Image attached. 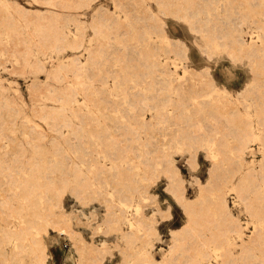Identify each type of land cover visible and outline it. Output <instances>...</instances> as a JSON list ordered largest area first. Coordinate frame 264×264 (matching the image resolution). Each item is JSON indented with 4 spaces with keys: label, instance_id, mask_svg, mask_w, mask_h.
<instances>
[{
    "label": "rangeland",
    "instance_id": "rangeland-1",
    "mask_svg": "<svg viewBox=\"0 0 264 264\" xmlns=\"http://www.w3.org/2000/svg\"><path fill=\"white\" fill-rule=\"evenodd\" d=\"M190 1L171 6L178 8L175 16L169 9L159 11L156 0H122L121 4L113 0H0V61L9 56L7 46L13 45V55L2 61L7 70L0 66V78L23 112L48 136L56 137L37 139L34 133H21L18 124L4 123L7 109L0 104V130L18 138L11 145L8 138L0 139V198L8 201L0 206V226L23 227L12 240L0 228V264H38L30 249L33 232L38 230L43 237L49 233L45 237L46 264H152L149 254L155 260L168 256L167 264L264 261L253 242L243 263L239 245L232 258L221 248L214 253L219 243L212 238L213 232L233 234L212 200L219 188L226 189L225 183L230 185L250 168L253 174L242 179L244 197L261 206L264 213V181L259 173L264 149L257 138L264 132V113L260 111L264 103V43L260 36L264 33V0ZM100 7L105 11L97 14ZM149 13L163 19L164 36L150 28ZM37 24L70 29L69 37L76 36L77 48L58 44L53 38L41 41ZM144 35L150 36L154 45L161 38L167 45L169 38L186 45L185 58L173 52L167 55L162 49L157 54L159 61L168 62L171 82L163 79L151 60L139 57ZM22 37L30 50L28 62L38 58L44 65L34 74L28 65L21 68ZM239 37L247 43H262L258 54H245ZM73 54L81 61L76 72L67 67L60 82L48 76L46 69ZM135 56L139 60H127ZM32 81L67 85L68 99L62 103L71 107V99L76 98L79 107L58 111L54 117L33 113V104L57 106L58 100L46 86L36 88L31 97L28 86ZM206 100L213 101L211 108L205 106ZM156 106L164 114H157ZM231 117H235L234 124L229 123ZM242 120L248 122L256 138L248 143L239 165L230 130ZM219 142L226 146L215 149L213 158L205 147ZM36 148L44 153L34 154ZM12 149L22 150V154ZM30 163L38 167L39 182L66 180L62 195L65 213L59 221L67 223H58L65 229L63 234L52 224L40 228L43 220L39 213L49 194L44 188L36 189V205L20 206V182ZM169 163L178 168L186 199L199 197V183L208 182L212 170L219 177V185L206 189L200 201V211L210 214L211 222L192 223L193 234L177 240L179 246L173 253L175 240L170 230L184 225L188 215L170 190L164 172ZM229 194L235 197V205ZM226 196L243 225L244 238L256 235L259 227L264 229V219L250 216L236 192L228 190ZM152 214L156 233L145 231L138 221L140 215ZM116 226L136 235L128 239ZM207 251L212 257H203Z\"/></svg>",
    "mask_w": 264,
    "mask_h": 264
},
{
    "label": "bare ground",
    "instance_id": "bare-ground-1",
    "mask_svg": "<svg viewBox=\"0 0 264 264\" xmlns=\"http://www.w3.org/2000/svg\"><path fill=\"white\" fill-rule=\"evenodd\" d=\"M70 1L71 3L73 2V0H70ZM113 1L114 2L116 1L115 2L116 4H121L122 2V0L121 1L113 0ZM156 2L159 5V11L164 12V10L169 9V13L173 12V14L176 16L178 12V8L172 9L171 6H175L176 4H178L179 6L187 5L191 1L190 0H156ZM102 11L104 12L105 9L103 7H100L97 11V14H99ZM147 11L149 12V10ZM95 16L96 14L94 15V17ZM149 18L152 20L150 24V28L156 30L161 36H164L166 34V31L163 27V23H164L163 19L153 13H149ZM186 18H188L187 20L190 23V25L193 26L194 23L190 19V17L186 16ZM73 19L77 23L78 21L77 18L73 17ZM239 25H240V22L237 23V27H239ZM38 28L40 32L41 41H46L50 38H53L54 41L57 42L58 44L63 43L72 48H77V45L74 44L76 36H74L73 39H70L69 37V35L72 33L70 29L68 28L65 29L63 27H57L56 29L52 25H48V24L38 25ZM30 35L31 34L28 32L27 36L29 38H30ZM260 36L262 38V43H264V33H262ZM142 41L144 42L143 44L144 50L141 51V54H140L141 56L139 55V57L145 58L146 60L148 59L151 60L152 64L155 65L157 68H159L160 74L162 75V77H164L163 79L167 80L168 82H171L173 80L172 77L170 76L171 68L170 66H168L167 61H159L157 54L159 50L162 49L167 55H170V53L173 52L177 56L185 58L186 49H187L186 45H184V43L180 39H177V38H169L170 43L168 45L165 42H163L161 38L160 42L154 45L152 42H150L151 38L148 35L147 36L144 35ZM239 41H240L239 42L240 49L250 57L256 56L259 52L258 50L260 46L262 45V43L257 42V41L247 43L241 37H239ZM21 42L23 44V49H21L19 52L21 56L20 57L21 58V68L23 69L26 65H28L29 66L28 71L31 74H34L39 69L41 70L44 69V65L41 59L34 58V59H31L30 62H28V56L30 53V50L28 48L29 47L28 43L23 37L21 38ZM7 47H8L7 50H8L9 56H6L4 61L2 60L3 62L7 61L9 57L13 55V49H12L13 45L7 46ZM57 50L59 51L60 47L59 48L57 47ZM91 54H92L91 49H89V58L91 57ZM50 57L52 58L51 55ZM66 58L60 60L52 68L46 69V72L50 78H55L56 80L60 82V80L62 79L64 69L68 67L74 70V72H76L79 69V65L81 61L78 58V54H73V56H70L67 59ZM127 60H139V59L137 56H135L132 58H127ZM2 61H0V66H2L3 69H6ZM132 73L136 74L137 71L133 70ZM40 86H46L48 88L49 92H51V95L58 100L57 101L58 105L50 106V105H45V104H41V105L33 104L31 106V111L33 113H40L41 116L54 117L56 112L58 111L64 112V110L68 108L76 109L77 107H79V100L76 98L71 99L72 101L71 107H66L62 103V100L68 99V93L65 90L67 85L62 86V85L54 84V83H46L45 85H42V84H37V82L32 81L28 86L29 95L32 97L34 92L36 91V88ZM248 87H250V83ZM248 87L245 89V91L249 90ZM14 91L17 92V88H15ZM7 92H11V91L8 88V86L4 84L2 79L0 78V104L5 106L7 109L6 110L7 119L6 118L4 119V123H8L11 125L18 124L21 128V133L23 134L34 133L36 134L37 139H43L46 136H48L46 131L44 129H41L42 127L40 126L38 122L31 120L29 116L25 112H23L22 105L17 102V99L14 97V94L13 96H11ZM17 94L19 95V98L23 101L22 96H20L18 92ZM167 100H170V99H167ZM212 103H213L212 100H206L205 106L211 108ZM211 111L216 112L215 109H212ZM260 111L264 113V103L260 105ZM156 113L164 114V111H162L159 107L156 106ZM234 118L235 117L230 118L229 120L230 124H234ZM49 128H51L50 125H49ZM230 131L232 132L234 139H235V143L233 144L235 161L236 163L240 165L243 162L242 154L245 148L247 147L250 141L256 138V135L254 131L252 130V128L250 127V125L248 124V122L243 121V120L240 124L234 125V127H232ZM181 135L185 137L184 133H181ZM186 137L188 136L186 135ZM2 138H8L10 145L12 142L18 140V138L15 136H9V137L6 136L4 128L3 130H0V139ZM48 138L49 140H54L56 137L50 135L48 136ZM257 138H258L259 143L262 145V148L264 149V132L259 133ZM32 141H34V138H32ZM225 146H226L225 143L219 142V143H213V146H208L205 148L209 150V152L211 153V156L215 158L216 157L215 149L220 151L221 149L223 150ZM12 151L14 152L19 151L18 155L22 154L21 152L22 150L12 149ZM33 153L42 155L44 151L41 148H36L34 149ZM193 153H191V155L194 156ZM170 163L167 164V166H165V171H164L169 180L170 190L173 192V194L175 195V198L181 204L185 213L188 215V221L184 225H182L181 227L177 229L175 228V229L170 230L175 240L174 244H172V248H173L172 253H173L179 246V243L177 242V240L181 239L183 236L187 234H193L192 223L199 222V221L211 222V219H212L211 215L208 213H205L204 211H200V208H199L200 201L202 200V196L204 195V191L206 189L213 186L214 184H216V186L219 185V183L216 182L219 177L217 176V174H215L214 170H212L211 177L208 180V182L199 183L200 184L199 197L196 199H186L184 197V186L182 184V178L179 176L178 168L174 165H170ZM259 166H260L259 173L261 174V178L264 181V172H263L264 156H263L262 161L259 162ZM74 167H75L77 177H80L82 175L81 171L77 168L76 165ZM118 167H120V165H118ZM125 173L126 172H124V174ZM246 174L252 175L253 169L250 168L245 171V174L244 172L243 174H240L238 177H236L234 181L232 182L230 181V185H227L225 183L226 189H223L222 187L219 188L218 189L219 193H217L216 199L212 200V203H214L215 207H217L222 212L221 217L227 222V226H228L227 230L233 233L232 236H229V235L227 236V234L222 235L220 233L221 234L220 235L218 232H213L212 238L216 240L217 243H219L218 246L214 247L213 252L216 253L215 250L221 248L226 253V255L234 258L233 249L237 245H239L240 260L243 261V263L245 261V254L247 256L250 252V249H251V247L249 246L250 242H253L254 244H256V246L260 249L261 253L264 255V229L259 227L257 229L256 235H249V238L247 239L244 238L245 233L243 232V225L241 224V222L239 221L235 213L232 211L231 204L229 203L227 196H226V193L228 190L236 192L239 198L244 200L246 211L250 216H253V217L256 216L257 219L259 220L264 219V213L262 212L263 211L262 207L253 205L246 197H244L245 188L242 186V179H243V176ZM37 177H39L38 167L36 164L30 163L29 172L27 173L26 178L20 182V195L23 200L20 206H24L23 203L27 206L28 205L33 206L34 204L36 205V202L34 200L36 189L39 187L44 188L45 191L48 192L49 194H48V198L45 200L43 204L44 206L43 211L39 213V215L42 217V220H43V223L41 224L40 228L45 227V224H52L56 228L58 233L63 234L65 232V229L63 225L58 226V223L59 222L65 223V220L63 219L61 221L59 220L65 213L64 207H63V201H62L63 196L62 195L64 194L63 192H65L67 188L66 180L63 178H60L57 182L53 180H49V179L45 180L44 182H39L37 180ZM75 194L78 197L77 191L75 192ZM230 198L232 199L231 200L232 205H235L236 204L235 197L230 195ZM7 204H8V201L6 198H3V197L0 198V206L7 205ZM153 216L154 214H152L151 216H147V215L141 216L140 215L138 218V221L144 225L145 231L156 233L158 232V230L155 226L156 222ZM13 226L15 227V228L13 227L14 229H5L3 228L2 224L0 226V228L5 233V237L11 240L14 239L19 234V232L23 230L22 226H19L17 228L15 225ZM116 228L118 229V231H121L122 233L126 234V237L128 239H132L136 235L133 231H130V230L125 231L119 226H116ZM43 232H45V228L43 229ZM33 233L34 234H33L32 242L30 245L31 252L35 255L38 264H46L45 260L49 256V252H48V247L45 241V237L49 233L45 232L44 237L42 236L40 230L35 231ZM236 237H238L239 240H237ZM13 252H11V254ZM15 253L13 255H17L18 252H15ZM203 257L210 258L212 257V253L207 251L203 254ZM148 258H150V261L152 262V264H155V262H159L160 264H167V262L169 261L168 256H164L162 259L155 260L149 254ZM194 264H197V263L195 262ZM200 264H214V263L209 262L207 260L206 262H201ZM257 264H264V261H260Z\"/></svg>",
    "mask_w": 264,
    "mask_h": 264
}]
</instances>
